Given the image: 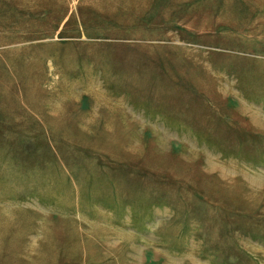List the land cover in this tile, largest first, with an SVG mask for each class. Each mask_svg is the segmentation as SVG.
<instances>
[{"label":"rangeland","instance_id":"374dc122","mask_svg":"<svg viewBox=\"0 0 264 264\" xmlns=\"http://www.w3.org/2000/svg\"><path fill=\"white\" fill-rule=\"evenodd\" d=\"M0 264H264V0H0Z\"/></svg>","mask_w":264,"mask_h":264}]
</instances>
